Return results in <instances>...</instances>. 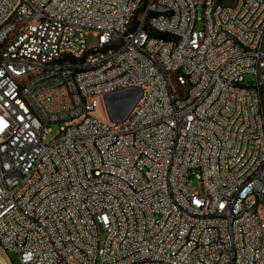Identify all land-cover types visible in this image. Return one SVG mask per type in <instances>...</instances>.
Listing matches in <instances>:
<instances>
[{"label":"built area","instance_id":"built-area-1","mask_svg":"<svg viewBox=\"0 0 264 264\" xmlns=\"http://www.w3.org/2000/svg\"><path fill=\"white\" fill-rule=\"evenodd\" d=\"M263 210L264 0H0V264H264Z\"/></svg>","mask_w":264,"mask_h":264},{"label":"bare ground","instance_id":"bare-ground-1","mask_svg":"<svg viewBox=\"0 0 264 264\" xmlns=\"http://www.w3.org/2000/svg\"><path fill=\"white\" fill-rule=\"evenodd\" d=\"M234 0H217V6H224V4H231ZM158 16L157 8L149 9V17ZM129 19H137V11H129ZM144 27L147 29H154V21L152 19H144ZM1 40H8V32H1ZM98 60H107V53H98ZM175 73H183V66H175ZM41 76V69H33L31 72L25 74V81H33L39 79ZM134 88L133 84H126V89ZM172 88H184V81L180 79L172 80ZM194 88V75H187L185 83V91H192ZM106 97V96H99ZM123 122V121H122ZM25 188V180H18L14 184V191H23Z\"/></svg>","mask_w":264,"mask_h":264},{"label":"water","instance_id":"water-1","mask_svg":"<svg viewBox=\"0 0 264 264\" xmlns=\"http://www.w3.org/2000/svg\"><path fill=\"white\" fill-rule=\"evenodd\" d=\"M140 88H131L104 97L107 115L112 122L124 121L135 107L141 96Z\"/></svg>","mask_w":264,"mask_h":264},{"label":"rangeland","instance_id":"rangeland-1","mask_svg":"<svg viewBox=\"0 0 264 264\" xmlns=\"http://www.w3.org/2000/svg\"><path fill=\"white\" fill-rule=\"evenodd\" d=\"M227 1H229V0H227ZM86 41H87V46L89 48L95 47L97 45V38L95 37V35L92 32H90L86 35ZM251 78H252L251 75H247V77H246L247 80H249ZM97 114L100 118H102L106 121H110L108 118V115H107L106 108H105L104 97H99V106L97 109ZM58 130H59L58 125L53 127L52 132L48 134V137L56 135ZM188 183H189V187L191 188L192 191L197 192V193L202 192L201 183L196 177H190ZM262 215L264 217V210L262 211ZM106 237H107V232L104 231L103 229H100L101 241L104 242ZM8 257L11 260L12 264H21L20 257L16 253L8 252Z\"/></svg>","mask_w":264,"mask_h":264},{"label":"trees","instance_id":"trees-1","mask_svg":"<svg viewBox=\"0 0 264 264\" xmlns=\"http://www.w3.org/2000/svg\"><path fill=\"white\" fill-rule=\"evenodd\" d=\"M161 36H162V37H167V35H165V34H161Z\"/></svg>","mask_w":264,"mask_h":264}]
</instances>
